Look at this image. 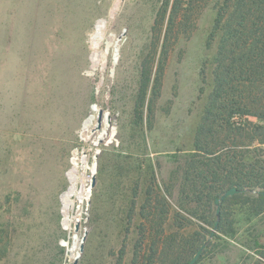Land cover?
I'll return each mask as SVG.
<instances>
[{
    "label": "rangeland",
    "instance_id": "obj_1",
    "mask_svg": "<svg viewBox=\"0 0 264 264\" xmlns=\"http://www.w3.org/2000/svg\"><path fill=\"white\" fill-rule=\"evenodd\" d=\"M174 2L0 0V264H186L209 239L214 204L181 200L179 167L213 90L224 0H183L166 33ZM93 105L108 115L99 127ZM258 208L238 196L225 201L234 247L213 241L198 264L250 261L239 247L264 231ZM158 230L164 257L149 262Z\"/></svg>",
    "mask_w": 264,
    "mask_h": 264
},
{
    "label": "trees",
    "instance_id": "obj_2",
    "mask_svg": "<svg viewBox=\"0 0 264 264\" xmlns=\"http://www.w3.org/2000/svg\"><path fill=\"white\" fill-rule=\"evenodd\" d=\"M174 1L166 33L174 29V21L183 3V0ZM159 22H155L153 29L159 27ZM215 22L214 30H222V35L215 56L213 90L196 126L192 152L186 155L183 166L179 167V197L184 203L188 200L208 203L214 202L215 198L232 187L259 189L260 193L255 197L236 195L259 202L263 207L258 208L256 213L259 214L264 212V190H261L264 189V0H224ZM154 42L149 54L154 51ZM149 56L141 65L135 104V117L138 119L151 83ZM166 56L164 47L153 78L150 111L159 89L162 62ZM214 223L215 211L209 222L212 229ZM183 227L181 224L179 228ZM162 233L163 230H158L152 236L149 262L157 257V253L158 259L164 257L165 250L157 252L158 242L164 240ZM251 235V240L239 247V252L244 255L243 262L249 259L245 264H264V231ZM234 238L235 232L225 225L221 213L217 232L206 249L216 240L221 241L226 249L233 248L230 242Z\"/></svg>",
    "mask_w": 264,
    "mask_h": 264
},
{
    "label": "water",
    "instance_id": "obj_3",
    "mask_svg": "<svg viewBox=\"0 0 264 264\" xmlns=\"http://www.w3.org/2000/svg\"><path fill=\"white\" fill-rule=\"evenodd\" d=\"M91 109L93 112L97 113V126L98 127L100 126V122H101L102 118L108 119V115L106 113H104L101 109H97V107L95 105H93L91 107ZM93 118L94 117L92 115H90L89 118L87 119L86 123L89 124ZM93 184H94V177L92 178V184H91L90 188L93 187ZM90 188L86 192L87 197L85 199H88ZM68 190H70V188ZM259 193H260V191L256 190V189H237L235 187H232V188H229L228 190L224 191L218 198H215L214 202H213L214 207H215V223H214L213 229L210 232L209 239L206 240V242L203 243L199 247V249L196 251L194 256L190 259L188 264H196L197 263L200 256L202 255L203 251L205 250L206 246L208 245L210 239H212L214 234L217 232L218 225L220 222V217H221V204H222V202H224L227 198H230V197H233L236 195L245 194V195L258 196ZM83 199H84V197L81 199H78V201L81 202ZM73 264H77V258L74 259Z\"/></svg>",
    "mask_w": 264,
    "mask_h": 264
},
{
    "label": "bare ground",
    "instance_id": "obj_4",
    "mask_svg": "<svg viewBox=\"0 0 264 264\" xmlns=\"http://www.w3.org/2000/svg\"><path fill=\"white\" fill-rule=\"evenodd\" d=\"M98 61V57L97 54H94L92 57V62L94 65H96V62ZM76 158V157H75ZM78 165V164H77ZM73 171V170H72ZM73 174V173H72ZM74 176V175H73ZM70 181H71V186H70V190H68L63 196H62V200H63V204H64V209L67 210L68 206L71 204L70 202V197H72V195L74 194L75 188H74V183H73V177L70 176ZM78 189V187H77ZM86 189V188H85ZM87 190H81L78 194V199H81L85 196ZM87 197V196H86ZM76 198V196H75ZM65 215L67 214L66 212H64ZM71 214V213H70ZM69 215V214H67Z\"/></svg>",
    "mask_w": 264,
    "mask_h": 264
}]
</instances>
